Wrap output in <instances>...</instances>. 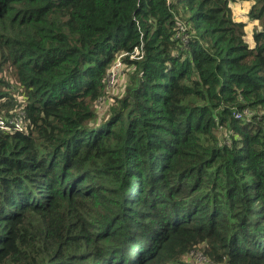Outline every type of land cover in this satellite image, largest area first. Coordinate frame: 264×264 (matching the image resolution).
Returning <instances> with one entry per match:
<instances>
[{
	"label": "trees",
	"instance_id": "16d2710c",
	"mask_svg": "<svg viewBox=\"0 0 264 264\" xmlns=\"http://www.w3.org/2000/svg\"><path fill=\"white\" fill-rule=\"evenodd\" d=\"M232 2L0 0L25 127L0 129V264H264V0L251 42Z\"/></svg>",
	"mask_w": 264,
	"mask_h": 264
},
{
	"label": "rangeland",
	"instance_id": "374dc122",
	"mask_svg": "<svg viewBox=\"0 0 264 264\" xmlns=\"http://www.w3.org/2000/svg\"><path fill=\"white\" fill-rule=\"evenodd\" d=\"M253 1L254 0H235V2H232L231 7L235 18L246 19L245 17L248 16V11ZM256 27V24L253 27L249 24L246 26L248 31L247 40L249 42L252 40V32ZM108 80L107 97L95 104V110L98 115L99 122H102L109 117L111 107L116 104L114 99L124 96L125 86L129 82L128 67L122 61L119 63V60H116L109 72ZM189 260L191 262H195L196 264H208L203 257H200V255L191 256L189 257Z\"/></svg>",
	"mask_w": 264,
	"mask_h": 264
},
{
	"label": "built area",
	"instance_id": "2783aa9c",
	"mask_svg": "<svg viewBox=\"0 0 264 264\" xmlns=\"http://www.w3.org/2000/svg\"><path fill=\"white\" fill-rule=\"evenodd\" d=\"M121 56H125V55H121ZM133 57H134V55L131 56V58H133ZM116 60H119V63L122 61L121 57H118ZM11 125H13V126H11ZM24 128L25 127L23 126V123H21L18 120H12L10 123H8L5 119L0 118V129H4V130L16 129V130L23 131Z\"/></svg>",
	"mask_w": 264,
	"mask_h": 264
},
{
	"label": "crops",
	"instance_id": "0c3cea01",
	"mask_svg": "<svg viewBox=\"0 0 264 264\" xmlns=\"http://www.w3.org/2000/svg\"><path fill=\"white\" fill-rule=\"evenodd\" d=\"M253 2H254V1H253ZM253 2H252V3H253ZM252 3H251V4H252ZM250 6H251V5H250ZM234 16H235V15H234ZM245 18H246V19H244V18H237V17H236V19L239 20V21L246 22L247 24L251 25L252 27L255 26L256 23H255L254 21H250L248 16H246ZM252 29H253V28H252Z\"/></svg>",
	"mask_w": 264,
	"mask_h": 264
},
{
	"label": "bare ground",
	"instance_id": "6f19581e",
	"mask_svg": "<svg viewBox=\"0 0 264 264\" xmlns=\"http://www.w3.org/2000/svg\"><path fill=\"white\" fill-rule=\"evenodd\" d=\"M260 83V82H259Z\"/></svg>",
	"mask_w": 264,
	"mask_h": 264
}]
</instances>
